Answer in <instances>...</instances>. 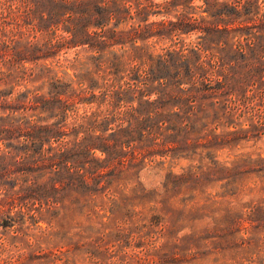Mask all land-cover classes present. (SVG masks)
Segmentation results:
<instances>
[{
    "label": "trees",
    "instance_id": "16d2710c",
    "mask_svg": "<svg viewBox=\"0 0 264 264\" xmlns=\"http://www.w3.org/2000/svg\"><path fill=\"white\" fill-rule=\"evenodd\" d=\"M195 1L0 0L3 229L30 221L44 231L39 222L79 206L98 215L108 201L130 200L118 189L158 156L261 134L259 123L218 133L234 108L197 102L215 83L217 93L235 98L236 110L264 107V0H198L208 17L188 11ZM178 7L183 12L169 18ZM191 34L199 41L186 44ZM199 115L213 123L200 128ZM243 167L264 171V156L218 164L216 180L234 175L228 188ZM194 169L175 180L198 176Z\"/></svg>",
    "mask_w": 264,
    "mask_h": 264
},
{
    "label": "rangeland",
    "instance_id": "374dc122",
    "mask_svg": "<svg viewBox=\"0 0 264 264\" xmlns=\"http://www.w3.org/2000/svg\"><path fill=\"white\" fill-rule=\"evenodd\" d=\"M191 6L188 11L196 16H209L202 2L197 0ZM182 10L174 8L169 18ZM199 35L184 36V42L199 41ZM168 45L159 43L155 48L159 52ZM78 51L71 50L61 59H71ZM42 82L32 85L39 87ZM211 86L207 87L210 97L199 98L197 104L204 102L210 110L216 106L223 112L234 108L236 114L234 120H223L218 133L259 123L261 134H250L248 139L242 133L230 144L200 146L196 151L180 152L174 159L158 156L138 178L118 189L130 200L118 201L114 207L108 201L106 211L100 210L98 215L89 216L79 206L69 212L62 210L51 224L39 222L44 231L33 229L30 221L19 230L0 226V264H264V171L247 172L249 168L243 167L237 182L228 188L224 185L229 179L236 181L234 175L216 180L218 164L230 165L243 155L264 156V107L260 112L236 110L235 98L217 93L215 83ZM83 111L81 108L80 113ZM208 122L213 123L199 115L196 125L201 128ZM192 166L198 176L192 173L175 180L174 175L180 176ZM199 166L203 167L200 171ZM171 172L173 177L166 186ZM252 209L259 210L251 215Z\"/></svg>",
    "mask_w": 264,
    "mask_h": 264
}]
</instances>
